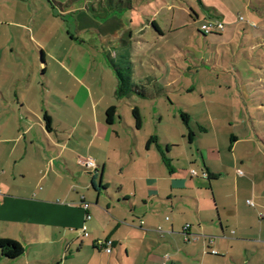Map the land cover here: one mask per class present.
I'll return each mask as SVG.
<instances>
[{
  "label": "crops",
  "instance_id": "crops-1",
  "mask_svg": "<svg viewBox=\"0 0 264 264\" xmlns=\"http://www.w3.org/2000/svg\"><path fill=\"white\" fill-rule=\"evenodd\" d=\"M100 5L93 18L83 9L71 13L77 32L91 34L88 44L109 64L95 68L91 52L76 54L75 35L66 52L40 35L32 0H0V241L25 249L17 259L0 250V264H237L235 250L249 248L253 233L264 240V218L257 225L253 218L264 211V139L252 116L235 101L239 114L230 120L243 131L218 130L223 121L211 116L215 128L198 123L201 132H193L189 113L166 103L175 105L168 95L175 85L165 77L162 86L156 73L136 84L149 99L118 97L117 72L134 69L146 35L160 42L167 33L159 13L139 19L137 30L134 15L123 18L134 12L133 0ZM184 11L199 22L194 7ZM215 13L210 20L222 21ZM170 21L168 33L182 29L175 16ZM87 158L97 170L80 165Z\"/></svg>",
  "mask_w": 264,
  "mask_h": 264
},
{
  "label": "rangeland",
  "instance_id": "rangeland-1",
  "mask_svg": "<svg viewBox=\"0 0 264 264\" xmlns=\"http://www.w3.org/2000/svg\"><path fill=\"white\" fill-rule=\"evenodd\" d=\"M101 1L105 2V0H32L34 12L38 13L39 25L44 26L41 33L39 32L40 35L48 41L57 39L60 42L59 47L64 52L75 47L71 38L75 35L76 54L82 56L91 52L90 56L93 59H88L89 63L95 68L101 65L108 67L106 59L97 58L98 48L88 44L91 34L78 33L77 23L75 29L71 15L75 9L78 17L79 11L83 9L85 14L93 18L94 9L96 11L101 8ZM206 2L210 8L209 12L203 10L194 0H133L134 12L124 14L123 18L134 15V27L137 30L141 27L139 19L146 23L147 19L159 13L157 19L167 36L161 38L160 42H153L152 37L145 36L144 50L133 59L134 72L132 71L130 75L132 82L146 83L145 74L156 73L159 74V81L163 86L166 77L169 84L175 85L168 93L175 105L168 99H165L166 103L170 110L178 111V115L179 111L189 113L193 132H201L197 128L198 123L207 129L215 128L211 116L213 119L223 121L217 124L218 130L243 131V127L239 128L230 120L239 114L237 107L234 106L237 101V104L244 105L246 118L252 116L255 130L264 139V0H206ZM169 7L174 8V11L169 10ZM191 7L200 13L199 22H191L185 15L184 10H191ZM215 12L223 20L226 19L225 22L222 20L225 23V30L219 35L206 37L200 33V29L203 21L210 20L208 14L216 15ZM173 16L180 21L178 26H182V29L168 33L171 30L168 23L172 22L170 20ZM35 29L37 31L38 28ZM149 32L152 34V29ZM51 46L52 44L47 46L49 50ZM152 49L157 54L151 52ZM149 54L155 55L161 70L146 58V55L150 56ZM121 71L126 73V70ZM209 118L211 123L208 122ZM179 119L182 122L180 117ZM134 121L136 123V119ZM224 125L225 129H222ZM245 206L250 208L246 204ZM253 218L256 225L257 221L263 222L264 211L257 212ZM262 235L264 238V232ZM251 236L253 242L248 245L249 248L240 247L235 250L233 258L237 264H264L262 244L264 240L258 234L253 233ZM232 260L229 257L228 262L232 263Z\"/></svg>",
  "mask_w": 264,
  "mask_h": 264
},
{
  "label": "trees",
  "instance_id": "trees-1",
  "mask_svg": "<svg viewBox=\"0 0 264 264\" xmlns=\"http://www.w3.org/2000/svg\"><path fill=\"white\" fill-rule=\"evenodd\" d=\"M195 1H197L199 5L204 6L203 0H195ZM200 33L205 35L206 37L208 35L221 34V33L206 34L205 32L202 31V27L200 29ZM132 71H133L132 67H130L126 69V73H121L119 71L117 72V77H118L117 96L126 97V96H130L133 94H137L142 98L151 97L150 92L146 90L145 86L136 85L132 82V78L130 76ZM115 112H116L115 107L111 108L108 111V122L109 123L112 122ZM133 116L136 119V125L139 126L141 124V117H140V114L137 108H134ZM182 118L187 124L188 115L183 114ZM47 121H48V125L50 126V118L47 117ZM0 250H2L4 255L9 259H17L21 257L25 252L24 247L20 243L15 242V241H9V240L0 241Z\"/></svg>",
  "mask_w": 264,
  "mask_h": 264
},
{
  "label": "built area",
  "instance_id": "built-area-1",
  "mask_svg": "<svg viewBox=\"0 0 264 264\" xmlns=\"http://www.w3.org/2000/svg\"><path fill=\"white\" fill-rule=\"evenodd\" d=\"M224 30H225V24H224V22H222L220 20H210V21L206 22L205 24H203V26H202V31L205 32L206 34L221 33ZM80 165L86 170H97L98 169L96 162L93 159H90V158L81 159L80 160ZM192 174L194 176L197 175L196 171H192ZM239 174L242 175L243 172L240 171ZM248 204L251 205V206L254 205L251 200L248 201ZM83 208H84V210L87 211L86 221H90L92 219V216L88 213V210L90 209V203L85 202L84 205H83ZM189 229H190V225L186 226L185 227V232H187ZM158 232L159 233H163L162 228H158ZM82 233H83L84 237H88L89 236L88 229H87L86 225L82 228ZM196 239H198V238H196ZM107 245L108 246H105V248H106L108 253H111L112 252L113 242L110 241V242H108ZM211 254L218 255V252L216 250H212Z\"/></svg>",
  "mask_w": 264,
  "mask_h": 264
}]
</instances>
